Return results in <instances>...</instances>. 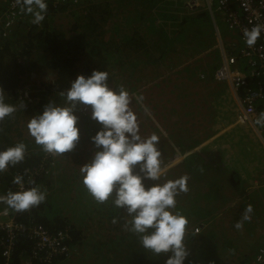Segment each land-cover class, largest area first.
I'll return each instance as SVG.
<instances>
[{
  "label": "rangeland",
  "instance_id": "rangeland-1",
  "mask_svg": "<svg viewBox=\"0 0 264 264\" xmlns=\"http://www.w3.org/2000/svg\"><path fill=\"white\" fill-rule=\"evenodd\" d=\"M113 2L116 6L117 17L114 23L107 25L106 30L108 35L105 39H109L108 37L114 35L117 40H120L124 37L122 34L125 31H131L132 34H143L146 39L152 37L153 34L150 31L148 32L149 28L140 25L139 17L143 15L145 10L142 8L139 11L138 2L136 3L134 1L130 3L128 0H119V2L118 0H113ZM145 2H149V0ZM142 6L148 5L141 2ZM71 7H67L66 10L71 9ZM146 18L148 19L147 25L152 24L151 17ZM159 18L163 19L162 17ZM206 20H208V24L212 25L211 20L205 18H199L200 22L198 23L203 25L206 23ZM53 21L55 22L56 29L60 33L62 31H68L75 22L73 16H69L64 12L58 13ZM173 21L174 19L169 24L172 25ZM218 23L222 32V39L225 41V28L222 22L219 21ZM110 26L115 30V34L110 29ZM193 26L195 27L194 23ZM193 26L190 25L188 33L180 34L181 36H189L185 37L187 39L186 42L182 41L176 46L177 51H173L170 54V56L174 57L173 59H168L156 65L152 63L153 58L149 54V57H144L148 60V64L137 69H143L145 67L146 69H151L149 73L150 77L147 78L144 76V80L139 81L134 86L125 85L126 77L131 76V74L127 73L119 76L112 69V65L108 64L101 71H108V83L110 87L118 89L117 85L119 87L123 86L133 97L132 108L138 116L140 135L147 137L156 133L160 137L159 148L162 151V158L164 157L162 160L165 166H176L183 162L186 157L185 155L190 154L198 155L197 157L201 155L205 156L201 159H205V162L210 165V167L205 168L206 171L203 170L202 173H199L200 176L204 177L203 184L196 183L192 175L187 174V172L184 174L189 177V190L187 193L190 194L196 205L193 206L189 200L188 207L184 213L189 220L185 236V239L188 240L185 241V244L189 251V256L185 264H215L216 260L224 257L225 259L232 258L233 260H241V257L248 259L247 256L253 255L256 251L255 248H258L257 243L264 242V160H262L264 159V143L253 128L247 127L239 118L237 121L238 113L236 111L238 103L233 104V101L237 102L233 90L226 83L221 82L223 84L221 92L214 91L212 84L202 80L207 78L214 79V71L221 63L222 53H220L218 45H216V37L208 52L191 51L196 44L195 42L189 44V41H194L193 37H190L194 33ZM201 39L205 40V37ZM122 41H125V38ZM142 47V42L136 40L132 48H128L127 51L135 53L134 49H140V51H145L144 54L148 53L145 47ZM157 49L159 50L160 46H157ZM174 52H178V54L175 55ZM213 54L215 55L214 62H209L204 65L205 60ZM32 56L34 59L30 56L24 63L25 69L29 72L28 75H32L30 86H37L39 89L37 95L41 92L46 98L54 101L55 104L63 105V98L57 99L51 95L57 79L56 74L43 62L33 63V60L36 61L39 56ZM110 61L112 60L109 59ZM139 61L145 63L143 59ZM195 74L197 78L193 76ZM30 93L25 92L21 96V99L26 102L25 105L21 104L19 106L18 114L16 113L11 120H5L0 123V150L13 146V144L19 142L21 139L30 137L26 125L31 117L39 113L38 109H35V96L33 97ZM140 96L144 97L142 102L137 101V98ZM36 97L38 100L40 99V96ZM185 103L188 104L186 107H184ZM227 107H230V109ZM80 111L84 115L90 116L88 109L82 108ZM197 115L203 118L200 120L196 117ZM96 124L93 123V125ZM93 125L79 126L81 129V138L77 147L83 145L84 137L90 139L99 130V128L91 130ZM166 126L168 129H166ZM220 127L230 128L232 131L241 130L245 134L244 139L241 138L238 140L237 138L234 144L230 142L226 144L228 140L226 136L231 135V131L218 137L219 142L217 143L215 141V145L212 144L214 142H211L204 147V144L216 134L214 130ZM157 129H159L158 132ZM180 130H183L182 134ZM193 131H196V133ZM163 135L165 136L164 139H162L164 137ZM184 135H186V138H184ZM177 139H180L181 142H177ZM251 141L256 144L255 149H253ZM224 145L228 146L226 147ZM90 148H93V146ZM91 155L79 157L78 159H75L76 156L72 155V158H70L74 163L84 159L89 160ZM177 157H180L181 160L179 163H174ZM59 160L62 165L68 164L64 159ZM68 166L63 170L64 175L80 173V170L74 166L70 164ZM162 179L167 180L166 176ZM74 188L73 190L77 189V187ZM242 196L246 197L242 199ZM178 197L185 196L181 193ZM199 199L201 200L199 205L206 204L212 206H206V208H201L200 210L197 209ZM238 199L242 200L241 205L246 207L251 205L253 208V212L250 214L251 219L244 220L243 226L240 228V232L250 239V243L245 245H231V243H226L211 247L212 244L207 243L205 239L206 235L196 240H194L193 236H189L191 231L194 233L198 225L201 226L204 223L207 225L215 219L216 216L207 213L209 207V212L213 211L215 207L221 210L237 205L235 202ZM127 219L130 218L127 217ZM111 232L121 235L120 228L118 232L115 230L113 221L104 224H100L99 221L94 227H91L84 233L88 243H95L97 241L102 243L110 238L109 233ZM127 234L130 241L134 237L137 238L136 235L128 231ZM208 235L214 240V232ZM253 241H257V243ZM232 246L234 247V251L231 249ZM126 249L113 248L112 246L104 248L99 245L89 248V244H87L82 249V251L84 250L83 254L79 253L75 255L66 264H121L127 256ZM231 252L234 254H231ZM115 259L117 263H114ZM248 260L252 262V260ZM236 264L244 263L237 261ZM255 264L264 263L256 261Z\"/></svg>",
  "mask_w": 264,
  "mask_h": 264
},
{
  "label": "trees",
  "instance_id": "trees-1",
  "mask_svg": "<svg viewBox=\"0 0 264 264\" xmlns=\"http://www.w3.org/2000/svg\"><path fill=\"white\" fill-rule=\"evenodd\" d=\"M128 1L130 3L138 2L139 11L142 8L145 10L143 15L139 17V21L141 26L149 28L148 32L150 31L153 34L150 39H146L143 34H132L131 31H125L122 34L125 41H122L123 38L117 40L114 35L108 37L109 39H105L108 35L107 25L114 23L117 17L113 0H81L75 7L72 6L68 10L66 9L70 6L58 8L53 3H49L45 20L40 25H34L31 21H26L17 26L8 37L0 38V88L5 91V102L13 104L17 108V111L12 116L6 117L3 121L11 120L16 113L18 114L19 106L21 104L25 105L26 101L22 100L17 94V89L26 86L30 82L29 72L25 69L24 63L30 56L34 59L32 55L39 56H36L37 60H33V63L43 62L56 74L57 79L51 95L60 99L63 98L60 93L68 89L70 83L78 75L88 76L93 69L101 70L106 68L108 64L112 65V69L119 76L127 73L131 74V76L126 77V86H134L139 81H143L145 77H150L149 73L151 71V69H146V67L137 69L148 64V60L144 57L149 54L153 58L152 63L156 65L168 59H173L174 57L170 56V54L173 51H177L176 46L182 41L186 42L187 39L185 37L189 36H181L180 34L188 33V29L190 25L193 26V23L195 24V27L193 26L194 33L190 37H193L194 41H189V44L193 42L196 44L191 51H197L202 47L206 48L213 45L216 37L213 26L208 24V20L203 25L198 23L200 22L199 18L210 19L213 23L209 11L202 9L191 13L192 11L182 9L180 0ZM141 2L146 3L148 6L141 7ZM60 12L73 16L75 21L68 31H62V33L56 29L53 21ZM159 16H162L163 19H159ZM146 17H151L152 24L147 25L148 19ZM173 19L174 21L170 25L169 23ZM220 20L223 26H226V21L221 18ZM110 29L115 34L112 26H110ZM203 37H205V40L201 39ZM136 40L142 42V48L145 47L148 53L144 54L145 51L134 48L135 53L127 51L128 48H132ZM157 46H160L159 50ZM174 54L177 55L178 52H174ZM109 59L112 61L109 62ZM140 59H143L145 63L139 61ZM117 87L119 88L118 85ZM39 96L40 99L34 102L35 109H38L40 113L45 105L49 102L54 103V101L46 98L41 92ZM178 96L181 97L180 94ZM186 105L188 104L185 103L184 107ZM77 114L80 117L79 126H92L93 123H96L89 118L90 116L84 115L80 110ZM3 121H0V123ZM95 128H100V126L98 124L93 125L91 130ZM166 129H168L167 126ZM158 131L159 129H157ZM164 138L165 136L162 139ZM20 142L27 145L25 160L15 167H9L4 171L5 173L0 172V195L7 194L9 191H18L13 183L16 173L23 174L30 167L43 165V169L32 180L34 184H29L27 188L39 186L42 191H46L47 198L38 207L26 212H16L18 219L25 226L35 223L43 224L53 233L61 229H68L70 235L69 243L73 249L71 256L57 257L51 263H44L39 258H33V264H66L75 255L83 254L84 250L82 251V249L87 244H89V248L97 245L104 248L111 246L113 248H127V256L121 264H165V260L170 253L156 256L141 246L138 237H134L131 241L129 240L127 231L123 227L125 220H127L123 209L114 207L111 200L104 204L96 203L83 186L80 173L64 175L63 170L69 167L68 164L80 170V166L87 162L88 159H84L73 163L71 158L72 155L76 156L75 159L90 156L93 152V148H90L93 146L90 139L84 137L82 146L76 147L72 152L61 156H53L43 152L41 147L34 143L32 137L21 139L18 143ZM185 156L182 163L169 168L166 179H176L187 172V174L192 175L196 183L203 184L204 177L200 176L199 173H202L203 170L206 171L205 168L210 167V165L205 162V159L197 157L198 155L190 154ZM59 159H64L68 164L62 165ZM74 187H77V189L73 190ZM183 196L185 197L176 198V211L184 215L189 200L193 206L196 205L189 193H183ZM200 201L199 199L197 202V209L199 210L206 208V206H212L199 205ZM3 208H6V205L0 204V209ZM209 209L207 211L208 214H210ZM113 219L117 221L114 223L115 230L118 232L120 228L121 235L111 232L109 233L110 238L102 243L100 241L95 243L86 241L85 231L94 227L99 221L100 224H104L113 221ZM213 225L214 223L210 222L205 229L211 231ZM206 230L201 229L197 233L191 231L189 236H193L194 240H196L206 235L205 239L207 243H210L208 231ZM222 234L225 235L224 232ZM2 235L3 232L0 231V238ZM185 241L188 240L185 239ZM15 243L16 246L8 261L9 264H23L25 258L33 257L35 243L26 232L20 233ZM217 244L218 242H215L211 247ZM1 249L0 243V264H5V260L1 257ZM231 249L234 251L233 246ZM231 254L234 253L231 252ZM241 260H243L242 257ZM114 263H117L116 259Z\"/></svg>",
  "mask_w": 264,
  "mask_h": 264
},
{
  "label": "clouds",
  "instance_id": "clouds-1",
  "mask_svg": "<svg viewBox=\"0 0 264 264\" xmlns=\"http://www.w3.org/2000/svg\"><path fill=\"white\" fill-rule=\"evenodd\" d=\"M186 1L180 0L184 10L209 11L207 7L190 9ZM16 4L24 15L31 17L32 24L40 25L45 20L47 0H16ZM214 19L212 21L217 25L216 31L222 36L218 23L221 22L220 17ZM224 28L226 35L230 36V45L222 53L221 60L224 54H235L238 51L236 46H232L231 34L226 31L228 25ZM262 32L264 27L261 25L244 30L243 36L249 48L256 45ZM108 79V71L97 69H93L88 76L78 75L69 88L60 93L64 98L63 105L49 102L42 112L29 119L26 125L28 134L47 154L61 156L70 153L81 138L80 117L77 113L81 108L88 109L89 118L100 126L95 135L90 137L93 145L91 158L80 166L81 182L88 194L98 204L111 200L114 207L123 209L130 218L125 220L124 229L136 235L144 249L156 256L170 253L165 264H185L189 256L185 244L189 220L176 211V198L188 192L189 177L183 175L176 179H162L172 165L165 166L163 163L160 137L156 133L147 137L140 135L138 116L132 108L133 97L123 86L118 89L110 87ZM219 82L229 86L227 82ZM143 99L140 96L137 101L142 102ZM16 111L15 105L5 102V91L0 88V121ZM254 123L264 128V111ZM26 151L27 145L23 142L0 150V172L22 163ZM180 160L177 157L174 163ZM22 181V176L14 177L13 183L20 185L21 190L0 195V204L6 205L5 211L11 209L18 213L26 212L46 200V191H42L39 186L24 189ZM29 183L34 184V181ZM252 212V206L248 205L243 220H250ZM116 222L113 219V223ZM207 225H198L194 233L205 230ZM242 226V222L235 225L237 229ZM262 251L264 245L256 259L260 263H264V257L260 259Z\"/></svg>",
  "mask_w": 264,
  "mask_h": 264
},
{
  "label": "built area",
  "instance_id": "built-area-1",
  "mask_svg": "<svg viewBox=\"0 0 264 264\" xmlns=\"http://www.w3.org/2000/svg\"><path fill=\"white\" fill-rule=\"evenodd\" d=\"M80 1L47 0V3H53L55 7L60 8L76 6ZM186 6L190 9L207 7L213 19L218 16L225 20L229 33L239 37L241 44L236 46L238 51L235 54H224L214 76L219 81L229 83V87L233 90L238 103L237 120L239 118L241 122L248 123L261 136L264 143V128L254 123L264 111V32L252 48L247 46L243 36L245 29L250 30L256 25L264 27V0H187ZM26 21H31V17L20 11L16 0H0V38L8 37L17 26ZM28 85L30 86V82L18 88L17 94L21 97L23 93L31 92L30 94L35 96L34 101L38 100L37 86ZM42 169L43 165L30 167L23 174L16 173L14 177L22 176L23 187L27 189L29 181H32ZM15 185L17 190H21L20 185ZM5 209H0V231L3 232L0 238L1 257L5 260V264H9L8 261L16 246V238L22 232H26L35 243L33 257L25 258L23 264H33V258L51 263L57 257H68L73 254L68 229L53 233L40 223L25 226L18 219L16 212ZM263 257L264 251L261 252L260 259L263 260Z\"/></svg>",
  "mask_w": 264,
  "mask_h": 264
},
{
  "label": "crops",
  "instance_id": "crops-1",
  "mask_svg": "<svg viewBox=\"0 0 264 264\" xmlns=\"http://www.w3.org/2000/svg\"><path fill=\"white\" fill-rule=\"evenodd\" d=\"M194 12H197V11H194ZM193 13V12H191ZM212 26H213V29L214 31L216 32V39H217V44L218 45V48L220 50V53H224L226 50L229 49V45H230V36L229 35H226V40L224 41L222 39V36L219 35L216 31L217 29V25L212 23ZM170 29V27H169ZM226 31L228 32V30L226 29ZM231 37L233 38V42H232V46H238L241 44V41L239 39V37L235 36V35H231ZM211 48L210 47H206V48H200L198 49L197 51H204V52H208ZM235 50V49H234ZM214 51V50H213ZM213 51H210V52H213ZM214 54L209 56L208 59L205 60V63H209V62H214ZM204 62V61H203ZM197 78L196 74L193 75ZM202 79V78H200ZM204 80V82H207V83H210L213 85L214 88H212L214 91H219L221 92L222 88H223V84L221 82H219L217 79H211V78H207V79H202ZM214 93H217V92H214ZM227 102V101H225ZM237 102L236 101H233V104ZM228 109H230V107H227ZM202 116V114H201ZM199 115H197L196 117H198V119H202L203 117H201ZM247 127L251 128L248 123H245ZM217 128L214 130V133H216L215 135H213L209 141H207L206 143L205 142H202V143H205L204 144V147L211 143V142H214L212 144H216V142L218 143L219 142V139L218 137L222 136V135H225L227 132H231L232 129L230 128ZM219 129H221L219 132H217ZM246 130V129H245ZM247 131V130H246ZM181 134L183 133V130H180ZM194 133H196V131H193ZM186 135H184V138ZM244 136L245 134L241 131V130H233L232 131V134L231 135H228V137L226 136V138H228L226 144H229L232 143L234 144L236 141H237V138L238 140H240L241 138L244 139ZM195 137H196V134H195ZM261 138V136H259ZM188 138V137H187ZM232 140V141H231ZM262 140V138H261ZM216 141V142H215ZM177 142H181L180 139H177ZM18 143V142H17ZM252 143V146H253V149H255V143L253 141H251ZM224 146H228V145H224ZM254 154V153H253ZM255 155H258V154H255ZM205 156L201 155L199 156V158H203ZM259 157V156H257ZM264 160V159H262ZM246 197V196H242V199ZM241 201L240 199H238L235 203L237 205L235 206H230V207H227V208H223V209H218L217 207H215V209L213 211L210 212V214L213 216H216L215 219L212 221V223H214V225L212 226L213 229H211V231L209 230L208 231V234L214 232V240L213 238H211L209 235H208V239H209V242L213 245L215 242H218V244H226V243H231V245H236V244H240V245H245V244H248L250 243V239L244 235L243 233L240 232V229H237L235 227V225L238 223V222H242V224L244 223V220H243V216H244V213H245V209H246V206H243L241 205ZM222 232L225 233L222 234ZM253 242H256L257 241H253ZM258 245V248H255L256 251L254 252L253 255L249 256L248 259L250 258V260H252V262H250L248 259H243V260H233L232 258H229V259H225L224 258H221V259H218L216 260V263L215 264H236L237 261H241L243 262L244 264H255V262L257 261V255L260 251V249L262 248V246L264 245V242L263 243H257ZM229 256V255H228ZM213 259H214V256H213Z\"/></svg>",
  "mask_w": 264,
  "mask_h": 264
},
{
  "label": "flooded vegetation",
  "instance_id": "flooded-vegetation-1",
  "mask_svg": "<svg viewBox=\"0 0 264 264\" xmlns=\"http://www.w3.org/2000/svg\"><path fill=\"white\" fill-rule=\"evenodd\" d=\"M3 173H5V172H3Z\"/></svg>",
  "mask_w": 264,
  "mask_h": 264
}]
</instances>
